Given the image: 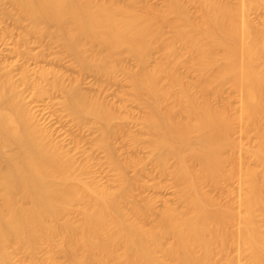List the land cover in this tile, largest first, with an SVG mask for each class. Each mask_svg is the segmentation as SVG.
Wrapping results in <instances>:
<instances>
[{
	"label": "bare ground",
	"instance_id": "obj_1",
	"mask_svg": "<svg viewBox=\"0 0 264 264\" xmlns=\"http://www.w3.org/2000/svg\"><path fill=\"white\" fill-rule=\"evenodd\" d=\"M5 1L18 12L16 25L28 21L30 38L55 39L83 71L109 78L118 70L126 73L131 100L149 110L142 120L158 165L166 172L168 162H175L170 174L185 209L170 206L146 228L140 221L145 212L126 205L128 183L112 190L89 180V166L40 127L25 93L44 98L59 92L79 126L90 116L106 127L99 139L104 148L126 105L116 108L83 94L75 83L64 85L55 71L25 68L15 80L7 71L10 64L0 66V264H217L220 257L233 264V248L245 264H264V23L255 26L248 16L252 7L264 10V0H241L238 7L200 0L198 22L172 0L174 38L189 51L185 56L161 32L162 23H173L169 15H140L112 0ZM156 49L162 58L150 67ZM124 55L136 62L134 70L124 65ZM185 65L198 73V86L178 72ZM226 85L238 93L236 112L208 98H219ZM236 128L255 135V143L245 148L233 136ZM242 153L252 167H243ZM234 175L244 187L236 200L239 209L205 190ZM75 204L81 221L58 224ZM166 238L171 243L165 244ZM37 251L45 254L39 262L33 259ZM58 252L64 262L55 258ZM15 254L23 258L15 261Z\"/></svg>",
	"mask_w": 264,
	"mask_h": 264
},
{
	"label": "rangeland",
	"instance_id": "obj_2",
	"mask_svg": "<svg viewBox=\"0 0 264 264\" xmlns=\"http://www.w3.org/2000/svg\"><path fill=\"white\" fill-rule=\"evenodd\" d=\"M112 1H117L130 8L134 7L140 15H149L154 18L169 15L173 23H162L161 32L166 40L174 39L173 45L180 56L188 54L189 51L174 38L175 26L178 23L176 22L177 18L171 14L172 0H135L137 1L135 4L132 3V0ZM179 1L193 21L198 22L202 19L200 0ZM225 1L235 7L241 3V0ZM243 1L253 3L254 0ZM17 13L15 8L5 0L0 5V66L2 68L10 64L9 68L12 69L7 70L9 69L7 67L6 70L11 71L12 76L16 77L15 80L19 79L22 69L28 68L32 72L35 69L39 70L38 67L44 68L60 74V79L65 81L64 85L70 86L69 84L75 83L74 85H77L85 95L100 97L107 105L111 104L116 108L127 106L121 110L119 118L113 122L107 135V148H104L100 145L99 139L102 133H105L106 127L102 128L90 116H86L79 126L64 109L62 104L64 98L59 92H52L51 96L38 98L32 96V91H28L25 93V96H28L26 103L29 105V109L35 112L40 127L51 131L53 138L60 142L64 148L66 147L65 149L72 155H75L78 162H85L89 166V180L104 184L112 190H117L126 181L129 189L126 205L130 207L135 204L145 212L144 218H141L140 221L146 228L155 226L159 214L170 206L180 207V210H184L185 207L179 203L180 189L170 174L175 162L174 160L168 162L166 172L158 165L157 154L150 145L151 136L145 130L142 120L149 110L146 105L137 104L131 100L134 91L128 82L126 73L118 70L112 78H109L102 77L95 71H83L77 65L74 56L56 44L55 39L49 37L40 42L37 38H30L26 31L28 21L23 22L22 26L15 24ZM248 16L255 26L261 27L264 23V10L261 8L252 7ZM54 29L52 28V30ZM33 56L34 59H32ZM35 56H38V60ZM161 58L160 50H153L149 66L153 67ZM123 61L124 65L130 69L134 70L137 66L136 62L128 55L123 56ZM178 72L187 84L194 87L199 85L198 73L191 66H181ZM43 85L46 89L49 88L48 85ZM208 98L220 107L229 104L234 112L239 108L238 93L230 85L224 87L219 98L215 99L211 96ZM96 127H100V131L96 132ZM233 136L241 138L245 148L251 147L256 141L255 135L240 134L237 128ZM234 155L238 157L237 150ZM241 160L245 168L254 165L253 160L244 153L241 154ZM241 186L234 175L219 186L205 185V190L223 202L230 201L235 209H239L236 200L239 193L244 192V187ZM149 206L150 209H148ZM240 208L243 210V207ZM81 217L80 206L75 204L64 216V219L61 218L57 223L63 224L65 220L79 223ZM260 224L261 230L264 232V220ZM163 241L165 244L171 243L169 238ZM230 256L233 264H245L246 262L243 256H238L234 248L230 250ZM44 257L45 254L42 251L33 254V259L38 262ZM14 258L15 261L20 260L23 258V254H15ZM55 258L59 262L65 260L62 252L56 253ZM167 264L176 263L168 262ZM217 264H229V259L220 257Z\"/></svg>",
	"mask_w": 264,
	"mask_h": 264
}]
</instances>
